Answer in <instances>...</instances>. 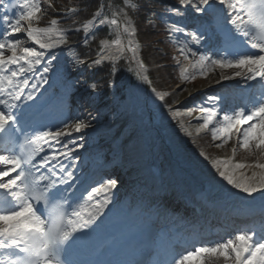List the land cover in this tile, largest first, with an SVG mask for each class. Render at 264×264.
<instances>
[{
  "label": "rangeland",
  "instance_id": "rangeland-1",
  "mask_svg": "<svg viewBox=\"0 0 264 264\" xmlns=\"http://www.w3.org/2000/svg\"><path fill=\"white\" fill-rule=\"evenodd\" d=\"M170 15V14H169ZM176 17L178 18H181L184 16V14H175ZM168 17H172L171 16H168ZM51 30V33L48 37V40H52V41H58L57 38H60V36L58 35V33L56 31L53 30V27L50 28ZM85 30V33L86 35H89V32H88V29L87 27L84 28ZM173 30L172 28H170V31ZM43 36V35H41ZM44 38V37H42ZM130 41H134V39H127V40H124V45L126 42H130ZM108 46V45H107ZM107 46H104V51L105 49L107 48ZM58 46L57 45H54L53 48H57ZM126 47H124L125 49ZM123 49V50H124ZM123 50L119 51V52H114L110 57V59H114L116 58V55L120 54ZM54 59H55V62H54V65L56 67V65L59 64L58 68L60 69L58 71V77L61 78L63 76V73H67L69 76V79H71V83H74L73 79L76 77L78 78V74L80 73L79 72V68L78 66H76L75 64H71V63H63L62 62V58L55 55L54 56ZM102 60H108L106 57H101ZM53 65V66H54ZM137 67V66H136ZM145 70V69H144ZM216 70L220 71V72H223L224 74L220 77V75L217 74ZM235 69L234 68H230L229 70H224L222 67H219V66H214V65H209L208 67H206L205 69V72H204V75L201 76L199 79H197L196 81V86L197 85H200L198 87H195V88H200V87H204V86H207V85H211V84H214L216 82H220L221 79H233L234 76H233V73H234ZM210 73H214V77L213 78H209L210 76ZM78 85H80L78 83ZM191 85H195L194 83L191 84ZM188 86H185L184 89H186ZM193 89V88H192ZM191 90V89H190ZM189 90V91H190ZM182 92V91H181ZM188 92V91H187ZM186 95V94H185ZM184 96L183 93H181L177 99V102L181 101L182 100V97ZM138 98H142L140 96L137 95ZM120 110H121V107H120ZM177 111V109H176ZM177 113L179 115L183 114L184 112L182 111H177ZM87 117V116H86ZM88 119V117H87ZM82 128H78V130H81ZM262 127L259 126L258 127V131H257V134H254L252 131L250 132V136L246 139L244 138H239L237 139V141H235L233 139V135L234 133L232 132H228V131H224V139H223V142L219 144V148H220V151L221 153L228 159L231 158V150L232 148H235L237 150V154L239 156H241L244 160L246 161H257L258 160V156H257V152L258 151H262L264 152V147H261L259 148L257 146V140L258 138L260 137H263L264 135V132L261 130ZM198 130L200 131L201 128H198ZM135 132H137V128H135L134 130ZM148 137L150 138L151 137V140H152V143L155 144V139H156V136L153 135V134H148ZM204 140H210L209 136H205L203 137ZM156 148L155 146H152V149L150 151V154L149 156L151 158H155L156 156ZM251 152L250 154H248V152ZM217 153V152H216ZM137 154V153H136ZM140 154L142 157L145 156V147H143L140 151ZM200 155L198 156V158L202 161H204L205 163H203L204 165H206V168L207 169H211V167L213 168V166L211 165V163L208 161L210 160L211 158L208 157V156H205L204 152L202 153H199ZM219 154V153H217ZM133 158H131V160H135L136 159V156L133 154L132 156ZM213 161V159L211 160ZM227 164V163H226ZM226 164H222V166H226ZM210 166V167H209ZM136 166L133 165V169L135 168ZM214 169V168H213ZM218 170L215 172L217 173ZM264 175V173H263ZM226 179H228L229 177H225ZM121 188L123 186H120ZM207 257H213L214 259H216V264H229V261H230V257H231V254H228L225 258H222L221 256L219 255H215V256H210L208 255ZM219 261V262H218ZM193 262L191 263H187V264H192Z\"/></svg>",
  "mask_w": 264,
  "mask_h": 264
},
{
  "label": "bare ground",
  "instance_id": "bare-ground-1",
  "mask_svg": "<svg viewBox=\"0 0 264 264\" xmlns=\"http://www.w3.org/2000/svg\"><path fill=\"white\" fill-rule=\"evenodd\" d=\"M120 48H121L120 46L117 48H109L108 50L105 51V55H108L109 53H111L113 51L120 50ZM255 59H253V61ZM47 101H48V99L44 100L45 103H47ZM143 106H144V104L142 105V107ZM139 107L140 106L138 105L137 110L134 113L133 119H135L139 123V129H140V131L143 132L144 130L141 127L140 118L138 116V112L140 111ZM143 114H145V111H143ZM71 133H72L71 129L68 130L67 132L61 133L59 135V142L62 143L65 141H69V139L71 138ZM173 144L175 145L174 149L172 151V154H171L173 162L179 163V165H182L183 167H187V168L191 169L194 172L196 179H199V176L197 175V173L200 169L203 170V168H202L203 161L196 159L195 155L192 152L186 150L185 145L182 141L174 140ZM77 145L81 147V146H86L87 144L77 142ZM75 152H77V153L74 154L72 151L69 152V155L71 154L72 156L69 157L70 161L66 165L67 169H70V168H71V170L76 169V166H73V164H74L73 159L74 158L80 157L81 160L87 159V157H84V155L79 153V151H75ZM177 154H178V156H177ZM112 161H113V157H109L107 159L106 163H112ZM260 171L261 170L259 168L249 169L246 171L238 170V172L235 174L236 175L235 178L232 181H229V182L224 181L225 184H228L227 185V188H228L227 192H229V195H231L232 198H234V200L237 199V200L242 201L243 203L252 204L254 206H258V205L262 204V202H264V180L260 179V176H261ZM203 175L206 176V175H208V173L203 172ZM76 176L81 177L82 173H78ZM212 178L214 180L219 181L218 175L217 176L214 175V176H212ZM220 180L222 181L221 178H220ZM219 184H221V183L219 182ZM222 185H224V184L222 183ZM174 208H176V210H177V205H175ZM219 211H220V213H224L222 210H219ZM202 264H216V261L209 259V258H204L202 260Z\"/></svg>",
  "mask_w": 264,
  "mask_h": 264
},
{
  "label": "trees",
  "instance_id": "trees-1",
  "mask_svg": "<svg viewBox=\"0 0 264 264\" xmlns=\"http://www.w3.org/2000/svg\"><path fill=\"white\" fill-rule=\"evenodd\" d=\"M132 1L134 2L135 7L142 8L143 6V4L141 3L142 0H132ZM150 2L156 7L160 6L159 1L157 0H150ZM85 3H86L85 0H72V3L70 5L71 7L67 8V10H71L73 11V13L70 14V16H68L67 18H65L63 22L65 23L68 22L70 23L71 26H74L76 24V21L80 19L79 17L82 14V12H84L86 7L89 9V7L86 6ZM159 9L161 10L160 7ZM149 17H150V13L146 12L144 15L141 16V19L145 22H150L152 20Z\"/></svg>",
  "mask_w": 264,
  "mask_h": 264
}]
</instances>
